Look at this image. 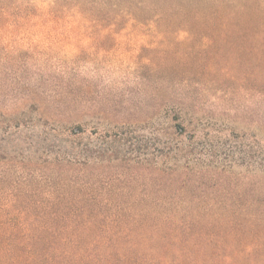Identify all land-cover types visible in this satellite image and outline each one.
Wrapping results in <instances>:
<instances>
[{
    "label": "rangeland",
    "instance_id": "1",
    "mask_svg": "<svg viewBox=\"0 0 264 264\" xmlns=\"http://www.w3.org/2000/svg\"><path fill=\"white\" fill-rule=\"evenodd\" d=\"M159 3L146 1L147 17L264 13V0ZM101 11L105 21H83ZM114 13L90 0H0V231L27 230L37 213L73 218L69 206L81 218L84 202L116 220L185 203L206 206L197 229L264 236V43H202L173 23L110 24ZM175 105L207 123L209 165L196 184L123 160L158 154ZM65 125L82 126L77 139ZM73 144L93 151L87 165L45 162Z\"/></svg>",
    "mask_w": 264,
    "mask_h": 264
},
{
    "label": "trees",
    "instance_id": "2",
    "mask_svg": "<svg viewBox=\"0 0 264 264\" xmlns=\"http://www.w3.org/2000/svg\"><path fill=\"white\" fill-rule=\"evenodd\" d=\"M108 1L90 0L99 10H105L110 4L115 12L110 23L113 25L123 21H134L145 26L150 23H173L182 25L191 39L196 38L202 43L214 44L219 40L229 44L264 43V13L256 7L252 11L239 9L238 14L202 15L197 12L190 23L186 16L181 17L175 12L168 22L159 13H155L151 19L147 17V10L152 9L146 5V1L156 4L161 1L165 3V0H138L132 9L129 6L118 8L116 2ZM252 1L261 3V0ZM159 4L166 15L168 9L163 7V3ZM80 12L85 13L83 8ZM104 14L105 11H101L100 17L98 15L92 20L85 17L83 21L102 22L106 20ZM196 24L206 26V33L201 35ZM167 110L172 117L166 123L167 137L160 140L158 154L151 153V157L147 155L145 159L124 157L123 160L156 168L164 174L163 178L171 181H176L178 176L184 184L187 178H192L196 184L197 177L202 176L209 165L206 160L209 154L207 123L186 113L179 105ZM60 129L68 131L75 139L82 132L81 125H65ZM118 136L119 142L129 140ZM75 145L68 150L60 149L53 159L45 162L78 167L87 165V159L95 154L92 150L79 151ZM110 152L108 160L119 159L113 156V151ZM184 204L145 207L148 209L143 219H108L101 208L97 209L86 202L81 206L83 218H75L78 214H75L72 206L69 208L75 217L64 221H60L56 214L43 220L38 218L37 213L32 223L28 221L27 230L25 223H9L11 231H0V264H264V236L219 235L204 228L197 229L196 225L200 224H197L199 218L196 215L200 212L206 214V206ZM150 217L157 219L152 226L148 224L147 218ZM0 226L3 228V223Z\"/></svg>",
    "mask_w": 264,
    "mask_h": 264
}]
</instances>
